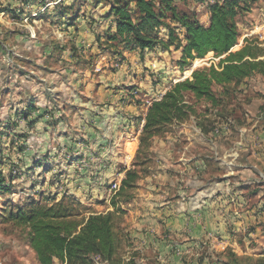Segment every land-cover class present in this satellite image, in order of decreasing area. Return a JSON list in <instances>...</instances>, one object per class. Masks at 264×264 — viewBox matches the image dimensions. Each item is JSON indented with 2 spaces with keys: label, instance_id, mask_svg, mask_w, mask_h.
Listing matches in <instances>:
<instances>
[{
  "label": "rangeland",
  "instance_id": "374dc122",
  "mask_svg": "<svg viewBox=\"0 0 264 264\" xmlns=\"http://www.w3.org/2000/svg\"><path fill=\"white\" fill-rule=\"evenodd\" d=\"M93 1L0 0V43L3 46L0 47V119L14 115L15 111L24 108L30 99L35 100L38 107L50 110V118L47 120L52 117L55 119L50 120L51 124H47L45 118L33 128H28L25 122L21 121L20 129L29 135L28 145L31 150L28 151H38L39 155L51 153L46 164L27 174L34 175L33 178L24 174L31 165L26 168L21 164V154L18 151L5 149L3 152L4 155L10 153L16 165L15 168L8 169V165L13 164H7L4 174L9 175V170L12 169L13 173L20 171L23 175L13 180L9 191L0 193V264H38L28 244L27 230L6 219L9 211L15 210L18 204L27 206L48 196L60 198L67 193L90 211L93 208L90 204L101 203L103 198H100V192L104 193V189L107 190L108 198L111 197L109 189L115 179L111 183L98 184L102 181L99 179L102 176L100 171L97 168L89 171L90 158L85 154L89 147L78 121L81 118L80 107L84 106L82 103L98 101L97 88L92 90V85L128 91L137 86L134 84L130 88L128 81L123 83L112 76L120 69L117 63L130 58V52L119 48L112 49L104 40L98 42L97 39L96 49L91 50L93 46L88 38L89 29L97 38L100 30L105 31L111 24L109 19L101 16L106 7L95 6ZM176 2L180 12L196 14L195 17L200 23H208L204 3L197 0ZM63 12L67 13L61 18ZM99 15L104 21L99 19ZM70 17L73 20L67 22ZM263 24L264 0H258L251 4L250 11L238 18L240 38L233 51L241 49L245 44L251 47L256 45L258 59L264 55V37L260 38V33L264 36ZM246 37L248 42L245 41ZM180 57L181 52L176 51L174 47L169 50L156 49L149 60H142L151 68L140 66L139 57L137 64L140 66L139 74L143 77V85L164 87L170 80L190 77L194 69L217 64L219 61V58L210 53L205 58L194 60L190 66L181 67L178 64ZM144 94H135V102L147 103ZM224 99V105L217 111L220 118L203 123V127L211 130L213 134L217 127H220L218 134H225L230 130L233 133H244L247 119L256 120L259 116L264 118V76L253 75L246 78L238 88L230 86ZM104 102L110 103L108 100ZM199 110L205 111V107L200 106ZM57 119L62 121L57 123ZM53 122L57 124H52ZM47 127L49 130H45ZM90 148L97 151L96 148ZM147 148L143 147L141 151L144 152ZM115 150L121 151V148L116 147ZM122 156H112L108 161L110 164H116L118 171L125 165V158L131 161V158ZM95 160L94 154L91 161ZM25 162L30 163L29 160ZM48 165L51 171L42 173V167L47 169ZM86 177L92 178L93 181L91 187L83 191L81 184ZM117 194L118 192L112 200ZM88 195L92 198L90 201L86 199ZM241 249L242 253L229 250L225 255L204 257L207 256L211 264H214V257L218 258V264L225 261L248 264L249 259L255 260L264 252V245L253 241L243 243ZM98 262L102 264V261H96V264Z\"/></svg>",
  "mask_w": 264,
  "mask_h": 264
},
{
  "label": "crops",
  "instance_id": "0c3cea01",
  "mask_svg": "<svg viewBox=\"0 0 264 264\" xmlns=\"http://www.w3.org/2000/svg\"><path fill=\"white\" fill-rule=\"evenodd\" d=\"M101 30L96 36L103 35ZM89 32L94 51L97 38ZM152 54L147 52L144 62ZM130 55L117 63L122 70L112 76L137 87L128 91L90 86L97 88L98 101L82 103L78 119L89 147L85 153L90 158L89 171L97 168L102 175L98 184L111 183L118 175L123 180L127 169L139 175L134 186L125 187L114 200L104 189L101 203L90 204L89 214L115 215L120 244L111 262L102 264H211L208 255H225L229 250L242 253V244L253 241L264 245V118L247 119L242 134L232 130L213 134L203 130V123L215 121L220 108L201 112L198 107L197 117L172 125L142 152L140 135L147 107L169 84L143 85L140 66L148 65L141 59L137 64V51ZM259 59L264 60V55ZM137 93H145L147 103H136ZM94 154L96 160L91 161ZM118 154L131 158H125L119 171L108 162ZM92 181L86 177L81 190L91 187ZM31 253L35 257L32 249Z\"/></svg>",
  "mask_w": 264,
  "mask_h": 264
},
{
  "label": "trees",
  "instance_id": "16d2710c",
  "mask_svg": "<svg viewBox=\"0 0 264 264\" xmlns=\"http://www.w3.org/2000/svg\"><path fill=\"white\" fill-rule=\"evenodd\" d=\"M197 1L207 8V24L200 23L196 14L180 12L176 0L93 1L95 6L109 7L101 16L109 19L111 24L102 36H97V41L104 40L112 49L137 51L140 59L144 60L147 52L174 47L181 52L178 60L181 67L190 66L194 60L205 58L210 53L219 58L217 64L194 69L190 77L175 82L170 80L168 89L152 100L147 107L140 135L141 149L149 147L154 137L169 132L172 125L180 124L191 116L197 117L198 107H205L206 112L222 107L230 86L238 88L246 78L264 76V60L258 59L256 45L245 44L233 51L240 38L238 18L250 11L251 4L258 0ZM66 13L63 12L61 18ZM70 20L73 19L70 17L67 22ZM245 41H249L247 37ZM0 47H3L1 43ZM49 113V109L41 111L35 100L30 99L14 115L0 119V193L9 191L13 180L23 175L20 171L13 173L12 169L9 175L4 174L7 164H13L8 165V169L16 166L10 153L4 155L5 149H15L21 154V164L26 168L31 165L24 172L26 175L49 160L51 153L39 155L38 151H28L31 150L29 135L20 129L21 121L28 128H33ZM50 120L45 122L51 124ZM57 120V123L61 121ZM45 130H49L48 127ZM203 130L206 128L203 127ZM48 168L42 167V173L50 172L49 165ZM138 176L136 170L127 169L118 193L125 187H133ZM27 177L33 178L34 175ZM32 184L35 186V183ZM89 212L71 194L65 193L60 198L48 196L27 206L18 204L15 210L9 211L6 219L27 230L28 244L38 264H54L56 261L63 264L111 262L120 244L115 231V215L113 212ZM222 264L234 263L225 261ZM248 264H264V252L255 260L249 259Z\"/></svg>",
  "mask_w": 264,
  "mask_h": 264
},
{
  "label": "built area",
  "instance_id": "2783aa9c",
  "mask_svg": "<svg viewBox=\"0 0 264 264\" xmlns=\"http://www.w3.org/2000/svg\"><path fill=\"white\" fill-rule=\"evenodd\" d=\"M263 27H264V24H263ZM220 127H217L215 130H214V134H218L220 132L219 130ZM222 130V129H221ZM121 182H122V179L120 178V176L118 175V177L112 182V184L110 185V189H109V192L111 193V199L114 197V195L118 192V190L120 189V186H121Z\"/></svg>",
  "mask_w": 264,
  "mask_h": 264
}]
</instances>
